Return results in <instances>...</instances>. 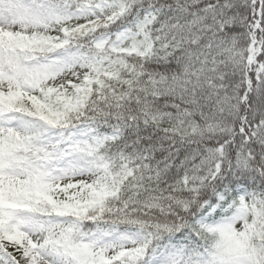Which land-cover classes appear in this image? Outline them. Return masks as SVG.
I'll return each instance as SVG.
<instances>
[{
    "label": "snow or ice",
    "instance_id": "1",
    "mask_svg": "<svg viewBox=\"0 0 264 264\" xmlns=\"http://www.w3.org/2000/svg\"><path fill=\"white\" fill-rule=\"evenodd\" d=\"M0 264H264V0H0Z\"/></svg>",
    "mask_w": 264,
    "mask_h": 264
}]
</instances>
